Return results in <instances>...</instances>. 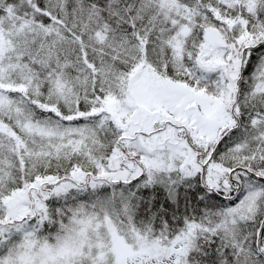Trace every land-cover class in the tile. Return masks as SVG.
<instances>
[{
  "label": "snow or ice",
  "instance_id": "obj_1",
  "mask_svg": "<svg viewBox=\"0 0 264 264\" xmlns=\"http://www.w3.org/2000/svg\"><path fill=\"white\" fill-rule=\"evenodd\" d=\"M0 264H264V0H0Z\"/></svg>",
  "mask_w": 264,
  "mask_h": 264
}]
</instances>
